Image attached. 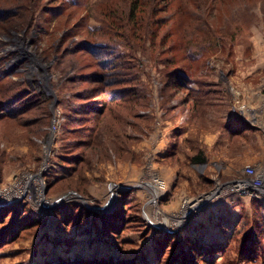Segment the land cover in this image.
<instances>
[{
    "label": "rangeland",
    "instance_id": "374dc122",
    "mask_svg": "<svg viewBox=\"0 0 264 264\" xmlns=\"http://www.w3.org/2000/svg\"><path fill=\"white\" fill-rule=\"evenodd\" d=\"M134 4L0 0V264H264V0Z\"/></svg>",
    "mask_w": 264,
    "mask_h": 264
},
{
    "label": "crops",
    "instance_id": "0c3cea01",
    "mask_svg": "<svg viewBox=\"0 0 264 264\" xmlns=\"http://www.w3.org/2000/svg\"><path fill=\"white\" fill-rule=\"evenodd\" d=\"M215 141V142H214ZM214 144H219V146L221 147V149L223 148L224 149V147H227L228 146V144L230 143V140H229V138L228 137H225V138H222V139H220V141H216L215 139H214ZM258 143V151L259 152H257V154L256 155H254L253 154V147H254V142H253V140L252 141H250V143H249V146H250V148H249V151H250V155H247V154H245L244 156H243V158H239V157H237V154L236 153H229V155L228 156H224V158H222V156H215V163H217V167H221V163H227L225 166L228 168V167H232L234 164H232V163H246L245 164V166H247V165H251V164H249V163H257L255 166L257 167V168H259V169H261V170H264V165L262 164V163H264V138L263 139H259L257 142H256V144ZM222 149V150H223ZM225 150V149H224ZM220 164V165H219ZM252 165H254V164H252ZM245 168V167H244ZM243 168V169H244ZM246 197H245V201H248V199H249V204L251 205L252 204V200H253V198H255V197H253V196H249V195H245ZM256 198H259L260 199V201L263 203L262 205H264V194H261V196L260 197H256ZM204 208H206V207H204ZM203 211V210H202ZM201 211V212H202ZM203 213V212H202Z\"/></svg>",
    "mask_w": 264,
    "mask_h": 264
},
{
    "label": "built area",
    "instance_id": "2783aa9c",
    "mask_svg": "<svg viewBox=\"0 0 264 264\" xmlns=\"http://www.w3.org/2000/svg\"><path fill=\"white\" fill-rule=\"evenodd\" d=\"M234 182L235 188L243 195L260 197L261 194H264V170L254 165H247L241 177Z\"/></svg>",
    "mask_w": 264,
    "mask_h": 264
},
{
    "label": "trees",
    "instance_id": "16d2710c",
    "mask_svg": "<svg viewBox=\"0 0 264 264\" xmlns=\"http://www.w3.org/2000/svg\"><path fill=\"white\" fill-rule=\"evenodd\" d=\"M140 1H141V0H135V2H136L137 5L140 4ZM136 4H134V5H133V8H131V12L129 11V12L126 14V19H129V18L131 17V18H132V22H133L134 24H136V26H138V25H139V23H138L139 21H138V19H137V17H136L135 11H136V9L139 8V6L136 7ZM9 11H13L11 7H10L9 10H6V14H7V15L11 13V12H9ZM0 16L3 17V14H0ZM198 53H199V51H198ZM95 55L99 56L98 53H96ZM197 55H198L197 52L193 51V56H197ZM180 73H183V70H180ZM185 76H186V75H185ZM187 78H188V77H185L184 80H186ZM106 264H112V263H111V262H110V263L108 262V263H106Z\"/></svg>",
    "mask_w": 264,
    "mask_h": 264
},
{
    "label": "bare ground",
    "instance_id": "6f19581e",
    "mask_svg": "<svg viewBox=\"0 0 264 264\" xmlns=\"http://www.w3.org/2000/svg\"><path fill=\"white\" fill-rule=\"evenodd\" d=\"M29 182H30V180H29ZM32 186V185H31ZM41 186V185H40ZM23 187V186H22ZM28 187V186H27ZM29 189V188H28ZM40 193L42 192V190L40 189V191H39ZM11 192H7L6 194L8 195V194H10ZM1 194H4V195H6L5 194V192H4V190L3 189H0V195ZM39 198H40V202H42V203H44V204H50L51 206H53V204H56V203H58V202H53V201H50L47 197H45L43 194H40L39 195ZM196 204V203H195ZM199 204V203H198Z\"/></svg>",
    "mask_w": 264,
    "mask_h": 264
}]
</instances>
